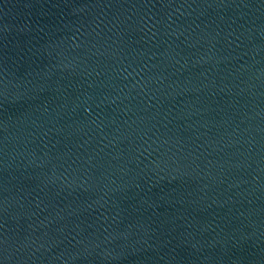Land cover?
I'll use <instances>...</instances> for the list:
<instances>
[{"label":"water","instance_id":"1","mask_svg":"<svg viewBox=\"0 0 264 264\" xmlns=\"http://www.w3.org/2000/svg\"><path fill=\"white\" fill-rule=\"evenodd\" d=\"M0 264H264V0H0Z\"/></svg>","mask_w":264,"mask_h":264}]
</instances>
